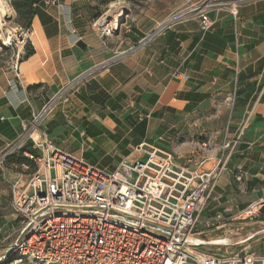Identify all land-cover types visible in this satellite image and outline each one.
<instances>
[{"label":"crops","instance_id":"crops-1","mask_svg":"<svg viewBox=\"0 0 264 264\" xmlns=\"http://www.w3.org/2000/svg\"><path fill=\"white\" fill-rule=\"evenodd\" d=\"M187 1H126L125 22L106 43L93 26L103 0L40 5L21 80L0 66V149L66 83L90 72L81 93L42 120L59 148L106 171L145 160L136 151L142 143L182 165L193 159L201 172L221 169L198 225L239 220L264 199V0L244 1L237 13L229 0H216L223 4L209 12L210 29L187 17L153 34ZM22 164L12 156L0 167V264L26 236L10 203L12 180L33 173L32 163ZM256 217L264 218V202Z\"/></svg>","mask_w":264,"mask_h":264},{"label":"built area","instance_id":"built-area-1","mask_svg":"<svg viewBox=\"0 0 264 264\" xmlns=\"http://www.w3.org/2000/svg\"><path fill=\"white\" fill-rule=\"evenodd\" d=\"M244 1L248 0H229L231 11L237 13ZM186 3L171 12L153 34L187 17L200 18L203 29L208 30L213 25L209 12L223 4L216 0ZM43 4L59 5L60 0H44ZM119 9L122 15L115 22L106 14L94 19L93 26L105 43L128 10ZM27 31L31 33V29ZM21 57V53L13 56L7 66L19 81ZM89 75L66 83L23 123L22 133L0 149V167L12 156L25 157L34 166L33 173H19L10 183V203L26 236L5 260L34 264H264L262 253L213 255L198 250V244L192 242L205 195L221 169L201 172L191 167L193 159L182 165L174 153L142 143L136 151L145 153V160L130 163L125 159L113 171H106L62 150L49 138L42 120L60 102H68L71 94H80ZM22 165L30 167L27 162ZM263 202H252L246 213H260Z\"/></svg>","mask_w":264,"mask_h":264},{"label":"rangeland","instance_id":"rangeland-1","mask_svg":"<svg viewBox=\"0 0 264 264\" xmlns=\"http://www.w3.org/2000/svg\"><path fill=\"white\" fill-rule=\"evenodd\" d=\"M106 1V0H104ZM134 6V4L145 0H126ZM125 0H108L103 10L105 15L108 10L111 11L107 17L111 20L116 13L122 14V10L119 8L111 7L112 3L125 4ZM9 6L10 0H7ZM13 9V19L8 18L6 20L7 26L5 31L2 32V39L0 40V66L7 67L13 56H17L19 53L23 55V51L27 48L30 43L28 29L24 28L21 24L16 23L17 14ZM10 28V29H9ZM15 28V29H14ZM9 29V30H8ZM13 30L18 36L26 33L25 42L20 43V39L14 37L11 44L3 45L5 37L8 36V32ZM17 31V32H16ZM22 40V39H21ZM22 45H24L22 47ZM259 213H257L258 215ZM204 227V228H203ZM192 242L198 244L197 249L201 251H207L213 255H220L225 252L235 251H254L260 252L262 241H264V218L256 217L249 213H243L239 220H213L209 224L204 223V226L197 225L192 232ZM12 259V258H11ZM11 259L8 260L7 264H34L28 260H24L21 263L13 262Z\"/></svg>","mask_w":264,"mask_h":264},{"label":"trees","instance_id":"trees-1","mask_svg":"<svg viewBox=\"0 0 264 264\" xmlns=\"http://www.w3.org/2000/svg\"><path fill=\"white\" fill-rule=\"evenodd\" d=\"M43 2L44 0H10V5L14 8L17 14L16 23L21 24L26 29H30L34 17L39 13V6L42 5ZM104 3L107 4L108 0L104 1ZM100 15L101 14H99V16ZM16 158L20 159L21 162L29 163L25 157Z\"/></svg>","mask_w":264,"mask_h":264},{"label":"bare ground","instance_id":"bare-ground-1","mask_svg":"<svg viewBox=\"0 0 264 264\" xmlns=\"http://www.w3.org/2000/svg\"><path fill=\"white\" fill-rule=\"evenodd\" d=\"M126 3L124 4H121V3H112L111 4V7H115L116 9L118 8H123V7H126ZM113 11L112 9L111 10H108V12L106 13V18H108V14ZM13 9L9 6L7 0H0V40L3 38L2 37V32L5 31V28L7 26V23H6V20L8 18H12L13 19ZM122 15V14H121ZM120 13H116L113 18H112V22H115L117 21L116 19H119L121 17ZM10 29V28H9ZM8 29V30H9ZM15 29V28H14ZM17 32V31H16ZM8 36L5 37V40L4 42L2 43L3 45H8V44H11V42L13 41L14 37L20 39V43L23 42V39L24 37H26V33H23L21 36H18L14 33L13 30H10L8 32ZM22 39V40H21Z\"/></svg>","mask_w":264,"mask_h":264},{"label":"water","instance_id":"water-1","mask_svg":"<svg viewBox=\"0 0 264 264\" xmlns=\"http://www.w3.org/2000/svg\"><path fill=\"white\" fill-rule=\"evenodd\" d=\"M126 13H127V12H125L124 15H125ZM124 15H123V18L120 19L121 21H120L119 24H118V28H117V30H116V33H119L122 24H124V22H125V20H124ZM116 33H115V34H116Z\"/></svg>","mask_w":264,"mask_h":264}]
</instances>
